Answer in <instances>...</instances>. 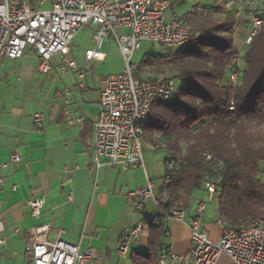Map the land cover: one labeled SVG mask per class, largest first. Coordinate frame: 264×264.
Masks as SVG:
<instances>
[{
    "label": "built area",
    "instance_id": "1",
    "mask_svg": "<svg viewBox=\"0 0 264 264\" xmlns=\"http://www.w3.org/2000/svg\"><path fill=\"white\" fill-rule=\"evenodd\" d=\"M206 14L211 8H200ZM39 9H34L28 0H0V58L16 60L26 49L38 59V72L47 74L50 60L57 56L60 71L75 72V62L70 58L71 42L77 32L91 24L96 28L93 40L98 49L104 40L111 37L117 45L123 60L120 73L109 74L104 79L99 96V113L94 122L93 165L95 169L103 166L128 171L144 170L142 141L144 126L151 109L161 103L169 102L175 94L172 78L150 81L135 77L138 67L132 63L134 53L142 43H150L165 49H181L190 46L189 23L174 16L173 0H37ZM48 5V8L45 6ZM215 10L230 13L236 19L248 18L249 28L244 46H248L264 25L263 0H214ZM122 29L126 34L118 36L115 31ZM86 60H100L96 49L86 53ZM231 84H236L237 73L229 75ZM65 121L69 126L81 125L82 118L65 111ZM42 116L36 114L32 120L39 125ZM156 135V134H154ZM157 140L161 139L158 134ZM155 149H163L161 144ZM210 160L209 156H205ZM12 162L18 161L12 156ZM163 179L168 181L173 166L165 161ZM220 180H207L204 191L209 203L219 194ZM151 180L146 179L144 187L128 193L133 206L143 211L146 201L156 203ZM165 198V194H163ZM43 199L27 202L33 218H39ZM196 213L187 219L182 209L164 212L152 225L175 221L186 224L189 230L190 250L186 256L171 253L167 246L159 244L158 264H218L225 255L230 264H264V216L258 220L240 221L233 224L225 217H217L214 226L219 230L217 241H212L201 228L200 216L205 203L196 201ZM50 229L48 224L31 230L26 246L28 264H89L100 261L101 257L93 250L79 253L78 247L57 239L53 243L46 240ZM143 232V225L127 231L115 246L118 257L124 258L129 252V243L137 241ZM166 234V231H165ZM4 241L0 240V246Z\"/></svg>",
    "mask_w": 264,
    "mask_h": 264
},
{
    "label": "crops",
    "instance_id": "2",
    "mask_svg": "<svg viewBox=\"0 0 264 264\" xmlns=\"http://www.w3.org/2000/svg\"><path fill=\"white\" fill-rule=\"evenodd\" d=\"M243 22L244 18H238L235 26ZM247 32L241 34V44ZM234 45L237 48L235 41ZM86 53L80 60L74 58L71 48L75 72L60 71L56 56L57 61L51 63L45 75L38 72L39 59L28 49L16 60L0 58V240L4 241L0 246V262L3 264H26L25 249L31 230L46 224L50 226L47 242L59 239L77 246L81 254L93 250L101 257L89 264H133V253L148 249V225L165 212L160 206L166 201L161 195L165 154H161L162 175L157 173V166L149 164L144 165V170L94 168V122L100 109L103 82L88 78L86 72L87 63L104 62L106 56L98 51L100 60L86 63ZM65 111L80 116L82 124L69 126ZM36 114L42 116L39 125L32 120ZM13 155L18 161H11ZM146 179L153 182L157 202L148 200L144 210L138 211L128 193L144 187ZM157 179L159 182L155 184ZM202 193L205 192L195 194L185 209L187 219L195 215V204L202 201ZM38 198L44 204L40 217L33 218L27 202ZM217 217L216 209L206 212V208L200 216L201 228L212 241L219 237L214 226ZM137 225H143V232L137 241L129 243L127 256L118 257L115 246ZM164 231L166 234L159 243L175 255L186 256L191 246L186 224L168 221L163 225Z\"/></svg>",
    "mask_w": 264,
    "mask_h": 264
},
{
    "label": "trees",
    "instance_id": "3",
    "mask_svg": "<svg viewBox=\"0 0 264 264\" xmlns=\"http://www.w3.org/2000/svg\"><path fill=\"white\" fill-rule=\"evenodd\" d=\"M208 13L193 10L183 17L191 27L190 46L171 56L147 54L138 65L135 77L157 62V71L171 70L177 85L169 102L151 109L144 134L148 140L160 134L173 166L170 179H162L165 212L185 211L195 194L205 192V181L220 180L214 199L218 217L251 222L264 216V25L247 46L240 70L235 17L220 9ZM163 225H148V249L133 253V264H158Z\"/></svg>",
    "mask_w": 264,
    "mask_h": 264
},
{
    "label": "rangeland",
    "instance_id": "4",
    "mask_svg": "<svg viewBox=\"0 0 264 264\" xmlns=\"http://www.w3.org/2000/svg\"><path fill=\"white\" fill-rule=\"evenodd\" d=\"M29 1V0H28ZM30 2V1H29ZM200 4L198 5L200 8L207 7L211 8L212 12H214V0H200L198 1ZM32 6L34 9H39V6L37 4V0H35L32 3ZM194 6V1L193 0H173V6L172 10L174 13V16L176 17H185L189 11L191 12L193 10H197V14L200 16H206L209 13L202 14L200 11H198V7H193ZM48 8V5L44 7ZM246 20L244 23H238V27L234 26V31H236V35H233V39L235 41V44L237 46V51H238V61H237V66L240 70L243 68V63H242V56L244 55V52L246 51L247 46H244V44H241L242 36L241 34L243 32H247V29L249 28V23H248V18L246 17H241ZM237 19L235 18V25H236ZM95 27L92 26L91 24H88L86 27H82L77 34L74 36L72 43H71V48L73 50V55L74 58H79L80 60L84 59L85 53L88 49H96L99 52H102L105 54L106 59L104 62H89L86 60V63L89 64V68L87 73L88 78H93L94 81L96 82H103L104 79L107 77L108 74H116L120 73L123 70L124 64L123 60L118 52V48L114 40L109 37L108 39L104 40L102 46L100 48H96V44L93 40V33H94ZM115 33L120 36L121 34H126L127 32L118 29L115 31ZM243 45V46H242ZM175 50L171 49H165L157 45H152L150 43H142L141 47L139 50H137L132 58V63L138 67V65L141 63L143 60L144 56L147 54H152V55H162V56H171V54L175 53ZM33 56V55H32ZM36 56V55H35ZM37 57V56H36ZM38 58V57H37ZM57 57L54 56L50 60V65L54 61H57ZM157 62L154 63V65H148L146 67H143L142 70L139 71V75L142 78L145 79H152V80H161L166 77L168 78H174V73L171 72L169 69H165L163 67V71H157ZM174 81V80H173ZM177 86V85H175ZM156 134V135H154ZM159 133H153L151 136V139L148 140L147 136L144 134L143 141H142V154H143V162L145 167L147 165H152V167L158 169V174L162 175V162H163V156L161 154H164L161 151L158 150H163V149H155L156 145L161 144L164 146L163 140L156 138ZM160 135V134H159ZM145 141V142H144ZM147 141V142H146ZM152 146V148L150 147ZM165 163V162H163ZM164 165V164H163ZM262 182H264V175L261 177ZM159 182V179L154 180V183L157 184ZM202 201L205 203V208L206 212L215 210L217 207V202L213 200L211 203H209L207 199L206 193H202L201 197ZM25 263L28 264L29 260L26 258ZM0 264H3L0 262ZM178 264V263H174ZM219 264H230V260L223 255L219 261Z\"/></svg>",
    "mask_w": 264,
    "mask_h": 264
}]
</instances>
